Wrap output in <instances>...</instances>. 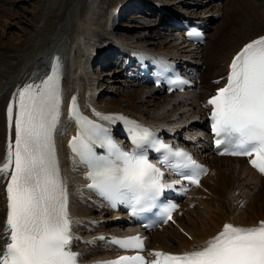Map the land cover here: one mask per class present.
Returning a JSON list of instances; mask_svg holds the SVG:
<instances>
[{
  "label": "bare ground",
  "instance_id": "bare-ground-1",
  "mask_svg": "<svg viewBox=\"0 0 264 264\" xmlns=\"http://www.w3.org/2000/svg\"><path fill=\"white\" fill-rule=\"evenodd\" d=\"M16 1L0 0L1 38L6 33L7 26L17 28V23L13 24L15 19L18 20V23L27 21H20L13 12H8V17H12L13 22L4 15L1 5L10 3L12 6L14 3L16 4ZM35 1L37 4L33 8L37 10V13L35 12L37 20L28 21L27 24L28 27H32V31L29 34H22L16 43L13 41L12 44L0 43V159H3L6 153L9 130L5 116L13 93L17 87L32 82V70L36 68L35 70L48 72L46 65L49 66V63L55 59L62 64L64 94V110L55 134V142L61 175L68 188V208L73 220L72 231L75 238L71 248L80 253L79 264H93L95 261L111 258L119 253L105 241L97 239L100 235H129L139 230L123 229L119 226L116 213H113L102 203L92 190L85 187L88 183L85 179L86 168L76 162V158L69 153L67 144L68 139L71 135H75L77 129L75 121L68 116V101L73 94L83 113L91 117H94L93 109L107 114L120 113L158 133L163 142L195 151L200 161L209 166L210 172L199 186L203 187L205 182H211L207 192L203 193L197 187L189 193V198L196 201L204 212L208 213L213 210L216 215L208 214L213 216V220H216L215 217H219L216 220L219 223L211 222L214 227L212 229L207 223L203 225V219L200 222V218L190 219L187 222L176 219L179 231L182 232L179 235H175V232L169 238L164 237L161 231L171 228L170 225L144 234L148 252L149 249L173 254L191 251L204 246L207 240L221 230L225 222L238 226H255L259 221L264 220V212L257 213V210H264V205L261 202V199L264 198V178L252 170L245 159L215 157L209 153L210 147L206 143V141L209 142L207 132L209 107H206L205 103L206 99L215 94L219 87L225 85L229 71L228 66L232 58L246 43L264 36V28H261L259 31L245 36L239 42H233L236 37L244 33L234 30L246 31L252 26L264 25V0H234L233 3L230 1L232 5L230 4L231 6L227 10L224 3L226 12H223L224 9L221 11V7L216 8L213 3H210L214 0H173L166 4L157 0ZM215 1L226 2V0ZM137 3L145 4L150 11L157 10L155 20L138 23L140 28L144 27L151 34L142 31L131 35H121L117 32L121 28L117 25L121 10L126 11L125 18L131 20L132 11H129L127 6L137 5ZM197 3L201 5H197ZM182 7L189 8L190 12L180 10ZM162 11L169 15H160L159 17L158 15ZM19 16L21 17V15ZM172 16L198 20L210 31L213 30L212 33H206L208 41L204 47L212 42L210 48H215L221 55L219 57L215 55L216 58H214L215 56H212L214 52L205 53V49L200 45L186 42L183 33L172 32L174 29H171L167 35H162L160 32L156 34L155 32L160 26L163 29L162 26H165L168 22L167 19ZM220 16L224 22L219 21L218 27L211 28L210 22ZM229 20L230 25L227 24L229 31L234 32L223 34L221 31L222 35L220 36L219 28L222 30V26L226 25ZM58 27L59 29H57ZM56 30L59 33L54 36L53 32ZM57 36L59 37L57 41H53ZM216 37H223L222 41L216 43ZM109 48L112 49L109 50ZM104 51L114 53L117 60H120V66H116L113 74L121 76L120 78H126L124 84L121 81L111 83V90L120 95L121 99L118 100L111 97L98 100L99 91L97 88L100 76L96 75V72H92L93 66L89 65L93 61L92 64L97 63ZM142 52L165 57L179 64L183 74H187L190 85L181 94L176 93L168 96L164 94V98L158 102V94L161 93V90L150 85L143 78L138 63L133 60L134 54ZM105 59L106 62H110L109 56ZM220 77L224 78L217 81ZM177 95H182L186 99L175 107L176 101L173 98ZM194 101L199 104L198 107H195ZM152 105L160 106L162 110L175 107V111L171 116L169 114L167 119H158L153 117L154 114L150 107ZM101 123L109 129L115 139L124 141V144L128 141L129 138L122 123L109 124L105 121ZM199 144L203 151L196 149V145ZM219 172L227 174L229 177L225 176L221 180ZM240 176L242 181L239 183ZM248 197H250L249 205L245 206V210H236L237 207L239 208L240 202ZM225 199L230 203L225 205ZM234 202H236V206L233 208ZM6 208L5 182H0V234H2L6 219ZM190 213L188 215H192ZM90 221H96V224L91 225ZM108 223L115 227L106 228ZM82 240L85 241L84 244H81Z\"/></svg>",
  "mask_w": 264,
  "mask_h": 264
},
{
  "label": "snow or ice",
  "instance_id": "snow-or-ice-1",
  "mask_svg": "<svg viewBox=\"0 0 264 264\" xmlns=\"http://www.w3.org/2000/svg\"><path fill=\"white\" fill-rule=\"evenodd\" d=\"M187 35L201 34L193 29ZM228 68L225 85L206 101L215 147L222 149L221 155L250 157L252 167L264 174V36L246 43ZM166 71L167 66L161 65L157 75ZM60 81L57 61L39 82L17 87L6 108L9 134L0 159V182H5L7 208L0 234V264H79L80 253L71 248L73 220L55 142L62 116ZM184 83L178 77L169 81L172 86ZM68 116L77 126L68 147L76 162L86 168L85 187L112 207L127 205L133 215L159 208L167 223L177 206H161L157 201L180 181L166 182L162 168L196 186L207 174L189 152L157 139L150 128L127 116L93 109L97 119H90L80 112L75 96ZM97 121L122 123L132 150H124ZM96 147L104 154L98 155ZM148 149L162 154L158 163L149 160ZM111 243L135 254L96 264H264V220L255 226L225 222L204 246L180 254L150 252L151 260L140 254L144 250L140 235L112 238Z\"/></svg>",
  "mask_w": 264,
  "mask_h": 264
},
{
  "label": "rangeland",
  "instance_id": "rangeland-1",
  "mask_svg": "<svg viewBox=\"0 0 264 264\" xmlns=\"http://www.w3.org/2000/svg\"><path fill=\"white\" fill-rule=\"evenodd\" d=\"M12 1V0H11ZM15 1V0H14ZM34 1V2H33ZM157 1H159V2H163V3H169V2H172L173 0H157ZM176 1V0H175ZM211 1V0H210ZM233 3V1L234 0H229V1H227L226 0V2L224 1V2H221V1H219V2H216L215 0L214 1H211L210 3H213L214 5V7H216V8H218V7H221L220 9H221V11L223 10V12H226V10L232 5V3ZM33 3V4H32ZM219 3V4H218ZM224 3H225V5L227 6L226 7V10H225V6H224ZM228 3V4H227ZM15 4V3H14ZM10 5V3H6V4H2L1 5V7L3 8H1L2 9V11L5 13L4 15H6L7 17H8V14L9 13H11V12H13V13H15V15L17 16V18H19V20L21 21H25V20H27V21H25V23H18V20L17 19H15V21L13 22V18L11 17L10 18V16L8 17L9 19H11L10 21L11 22H13V24H16L17 23V28H15L14 26H11V27H8L7 26V28L5 29L6 30V33L4 34V36H3V38H1L0 39V43L1 44H12L13 42L14 43H16L17 41H18V39H20V37L22 36V34H29L32 30V27H28L27 26V24H28V21H30V22H33L34 20H37V15H36V8H33V7H36V5L35 4H37V2L35 1V0H17L16 1V4L15 5ZM222 4H223V6H222ZM231 4V5H230ZM132 5V4H131ZM130 5V7L129 6H127L128 7V9L130 10V11H132L131 12V17L130 18H132L131 20L130 19H127V18H125V12L126 11H123V10H121V13H120V17L118 18L119 20H118V24L117 25H119V27H121L120 29H118L117 30V32H119L121 35H123V34H126V35H131V34H135V33H137V32H142V31H145V32H147V34H151V33H149L148 31H146V29L144 28V27H139L140 25L138 24L139 22H147V21H153V20H155V18L157 17V15H155V13H157V12H150L149 10H146V9H149L148 7H146L144 4L142 5H140V3H137V5L136 4H133L132 6ZM197 5H201L200 3L198 4L197 3ZM189 6V5H188ZM9 7V8H8ZM224 7V8H223ZM215 8V9H216ZM189 8H185V7H182L180 10H186L187 12L189 11L190 12V10H188ZM219 9V10H220ZM7 10V11H6ZM32 10V11H31ZM23 11V12H22ZM29 11V12H28ZM31 11V12H30ZM140 11H143L145 14H142V12H140ZM7 12V13H6ZM9 12V13H8ZM19 12V13H18ZM25 12V13H24ZM36 12V13H35ZM35 13V14H34ZM19 15H21V17L19 16ZM33 16V17H32ZM29 17V18H28ZM212 17V16H211ZM221 17V16H220ZM220 17H215L214 19H213V21H211L210 22V26H211V28L213 27H218L217 25H219V21L221 22H224L223 21V18L221 17V19H220ZM24 18V19H23ZM33 18V19H32ZM36 18V19H35ZM5 19V18H4ZM8 19V20H9ZM33 20V21H32ZM75 21V20H74ZM138 21V22H137ZM36 22V21H35ZM229 22V23H228ZM123 23V24H122ZM227 24H229L230 25V20L229 21H227L226 22V25L224 24L222 27V30H220L221 28H219V35L221 36L222 35V33H221V31L223 32V34H225V32L227 33V32H244V33H242V34H240V36H238V37H236V39L233 41V42H239L242 38H245V36H247V35H250V34H252V33H255V32H257V31H259L261 28H264V25H258V26H252L249 30H244V31H241V30H239V29H236V30H234V31H229V27L227 26ZM208 25H209V23H208ZM0 26H1V23H0ZM224 26H225V28H224ZM162 27H164V26H162ZM20 28V29H19ZM26 28V29H25ZM57 29H59V27L57 28ZM153 31V30H152ZM153 32H155V31H153ZM153 32H152V34H153ZM157 32L159 33H161L162 35H167L168 34V32H166V31H164L162 28H161V26H160V28L158 29V31H156L155 33L157 34ZM172 32H177V30H172ZM213 32V30H211V31H209V33H212ZM8 33V34H7ZM59 32L56 30V32H53V34H54V36L56 35V34H58ZM154 33V34H155ZM179 33V32H178ZM7 34V35H6ZM12 34V35H11ZM10 35V36H9ZM144 35V34H143ZM9 36V37H8ZM14 36V37H13ZM147 36V35H146ZM224 36V35H223ZM226 36V35H225ZM19 37V38H18ZM148 37V36H147ZM10 38V39H9ZM59 37L57 36V38L55 37V39H53V41H57V39H58ZM222 38L223 37H216V43H217V41L218 42H221L222 41ZM148 39V38H147ZM238 39V40H237ZM8 40V41H7ZM149 40H151V39H149ZM149 40H147V41H149ZM4 41V42H3ZM13 41V42H12ZM142 41H145V40H142ZM208 41V40H207ZM210 41V40H209ZM62 43V42H61ZM209 43H211L212 44V42H209ZM211 44H208L206 47H204V46H202L204 49H205V53H213L214 52V54H212V56L214 57L215 55L217 56V57H219V55H221V53H217V51L215 50V48L214 49H211L210 48V45ZM112 48H109V50H111ZM106 51V50H105ZM103 52L102 54H101V57L98 59V62L97 63H95V64H92L93 62H91L90 63V65L89 66H93L92 67V72H96V75H99L100 77H98V85H99V87L97 88L98 89V93H99V99L98 100H104V99H106L107 97H111V98H114V99H121L120 98V95L119 94H116L115 93V91L114 90H111V83L112 82H117V81H121V82H123L122 84H124V80L126 79V78H120L119 77V75H116V74H113L114 72H113V70L116 68V66H119L120 65V63H119V61H117V60H115V59H113L112 60V56H111V52ZM208 53V54H209ZM113 54V53H112ZM108 56H109V58H110V62H106V57L108 58ZM211 56V55H210ZM216 56L214 57V58H216ZM97 60V59H96ZM108 63V64H107ZM92 64V65H91ZM88 66V67H89ZM205 68L207 69V66H205ZM36 69V68H35ZM32 70V74L33 73H37V70ZM89 69H90V67H89ZM97 69V71H95ZM116 70V69H115ZM35 71V72H34ZM38 75H40V72L38 73ZM33 76H36V74L35 75H33ZM119 85V84H118ZM118 85H116L117 87H119ZM102 86V87H101ZM108 86V87H107ZM102 88V89H101ZM108 90V91H107ZM102 92V93H101ZM164 98V94L163 93H159L158 94V102H160L162 99ZM182 98V99H181ZM175 101H176V106L175 107H177L178 105H179V103H181L182 101H184L185 99H186V97H183L182 95H180V96H175V98H173ZM194 103H195V107H198V105L199 104H197V102L196 101H194ZM151 107V111H152V113L154 114V116L153 117H155V118H158V119H167V118H169L168 116H169V114H170V116H171V114L175 111L174 110V108L175 107H171V108H165L164 110H162V109H160V106H157V107H155V106H150ZM155 109V110H154ZM171 109H172V111H171ZM196 109V108H195ZM164 114H163V113ZM170 112V113H169ZM162 114V115H161ZM160 117V118H159ZM197 129H199L200 130V128H197ZM201 145H198V147H200ZM198 149H202V148H198ZM219 175H220V179L221 180H223V178L226 176V177H229L227 174H221L220 172H219ZM231 175H234V174H231ZM237 176H239V175H237ZM228 179V178H227ZM221 180H220V182H221ZM229 180V179H228ZM230 181V180H229ZM239 183L242 181V177L240 176V178H239ZM231 182H233V181H231ZM219 184V183H218ZM211 185V182H205V185L203 186V188H201L199 191H201V192H203V193H206V191L208 190V187ZM264 186V185H263ZM246 187V186H245ZM248 188V187H247ZM246 188V189H247ZM250 196H252V195H250ZM252 198H253V196H252ZM252 198H251V201H252ZM247 201H245V203H244V205L242 204L241 206H239V208L237 207L236 208V210H238V211H243V210H245L244 208H245V206L246 205H249V200H250V197H248L247 199H246ZM194 203H195V207H193V208H191L190 206H189V204H185L184 203V205H183V214L182 215H180L179 217H178V219H180L181 221H183V222H187L188 220H190V219H194V218H200L199 220H200V222H202V219H203V222H202V224L204 225L205 223H207L212 229L214 228L212 225H213V223L211 224V222H214L215 224L216 223H219V222H217L216 220H217V218H219V217H215L216 218V220H213V216H211V215H209L208 213H211L212 215H216V213H214L213 212V210H211L210 212H208V213H206V212H204L203 210H202V208L199 206V204L196 202V201H193ZM261 202L263 203V205H264V198H262L261 199ZM229 202L228 201H224V204L226 205V204H228ZM223 205H221V207H222ZM224 207V206H223ZM235 207V204L233 205V208ZM190 214H192V215H188L189 213ZM264 212V210H261V211H259V210H257V213H263ZM206 213V214H205ZM209 215V216H208ZM190 216V217H189ZM212 218V219H211ZM211 221H210V220ZM113 226L114 225H111V224H106V228H113ZM199 226V225H198ZM180 230V228L179 227H177V226H171V228H168L167 230H164V231H161L162 232V234L164 235V237H171V236H173L174 234H175V232H176V234L175 235H179V234H181L182 232L181 231H179Z\"/></svg>",
  "mask_w": 264,
  "mask_h": 264
}]
</instances>
